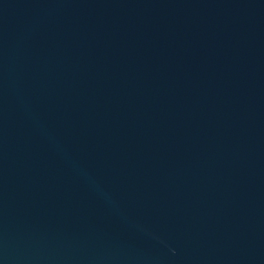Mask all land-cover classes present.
<instances>
[{
  "label": "water",
  "instance_id": "obj_1",
  "mask_svg": "<svg viewBox=\"0 0 264 264\" xmlns=\"http://www.w3.org/2000/svg\"><path fill=\"white\" fill-rule=\"evenodd\" d=\"M0 264H264V0H0Z\"/></svg>",
  "mask_w": 264,
  "mask_h": 264
}]
</instances>
